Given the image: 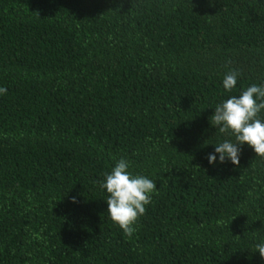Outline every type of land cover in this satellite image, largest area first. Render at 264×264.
<instances>
[{
    "label": "trees",
    "instance_id": "1",
    "mask_svg": "<svg viewBox=\"0 0 264 264\" xmlns=\"http://www.w3.org/2000/svg\"><path fill=\"white\" fill-rule=\"evenodd\" d=\"M254 84L264 0H0V264H264V158L207 159ZM120 158L157 186L131 238L100 187Z\"/></svg>",
    "mask_w": 264,
    "mask_h": 264
},
{
    "label": "clouds",
    "instance_id": "2",
    "mask_svg": "<svg viewBox=\"0 0 264 264\" xmlns=\"http://www.w3.org/2000/svg\"><path fill=\"white\" fill-rule=\"evenodd\" d=\"M238 71L232 70L223 79L225 91L231 92L236 87ZM7 89L0 87V94H6ZM264 110V85H251L239 96L232 95L215 107L211 115L210 124L215 126L219 133L234 137L235 142L225 139L214 143L215 151L207 156L209 164L217 162L216 153H219V162L230 160L233 165L240 163L241 148L239 145L247 143L256 156L264 158V120L261 112ZM205 144L206 143L205 141ZM129 162L120 158L111 171L105 173V179L100 184L107 192V213L112 222L122 229L123 233L131 238L136 231L134 227L139 217L146 213V205L150 204L152 194L157 191L156 182L146 176L133 174L129 170ZM75 202V197L72 198ZM264 259V244H257Z\"/></svg>",
    "mask_w": 264,
    "mask_h": 264
}]
</instances>
